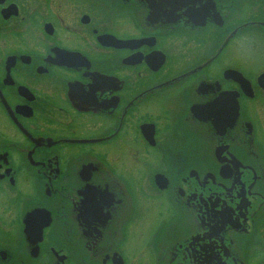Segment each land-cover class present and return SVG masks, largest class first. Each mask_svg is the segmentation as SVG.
<instances>
[{
	"label": "flooded vegetation",
	"instance_id": "af4514ba",
	"mask_svg": "<svg viewBox=\"0 0 264 264\" xmlns=\"http://www.w3.org/2000/svg\"><path fill=\"white\" fill-rule=\"evenodd\" d=\"M0 264H264V0H0Z\"/></svg>",
	"mask_w": 264,
	"mask_h": 264
},
{
	"label": "rangeland",
	"instance_id": "374dc122",
	"mask_svg": "<svg viewBox=\"0 0 264 264\" xmlns=\"http://www.w3.org/2000/svg\"><path fill=\"white\" fill-rule=\"evenodd\" d=\"M161 201H163V200H161ZM161 205L164 207V205L162 203H161ZM142 231H143L144 235H149L151 233V229L148 228L147 226H142ZM142 243L143 242H141V244ZM139 247H140V245H129L128 249L137 250V249H139ZM141 252H142V255H147V253H146V251H144L143 247H142V251Z\"/></svg>",
	"mask_w": 264,
	"mask_h": 264
}]
</instances>
